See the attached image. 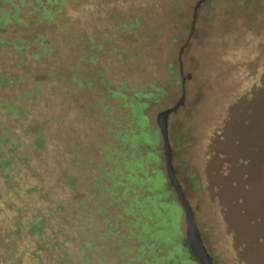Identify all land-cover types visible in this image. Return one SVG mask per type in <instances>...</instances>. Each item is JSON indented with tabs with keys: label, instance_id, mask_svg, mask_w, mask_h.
I'll return each instance as SVG.
<instances>
[{
	"label": "rangeland",
	"instance_id": "obj_1",
	"mask_svg": "<svg viewBox=\"0 0 264 264\" xmlns=\"http://www.w3.org/2000/svg\"><path fill=\"white\" fill-rule=\"evenodd\" d=\"M196 1L79 0L63 8L60 19L50 21V28L46 20L38 25L39 33L51 43L48 58L32 61L31 54L38 48L29 45L21 54L25 62L21 66L15 52L5 45L0 50V73L25 81L17 88L10 86L11 80L0 87V98L8 104L21 90L26 92L14 104L24 106L27 121H7L11 141L19 136L22 149L31 151L32 140L25 130L35 119V131L43 140L39 157L52 169L50 179L58 185L67 174L74 178L72 195L66 194L65 187L56 195L63 204L59 215L65 217L71 237L67 250L72 264L77 260L81 264H184L180 257L187 245L178 208L167 206L166 229L153 221L154 228L147 230L145 226L151 224L146 218L142 225H134L137 214L129 211L128 203L138 195L141 204L150 185L131 192L134 185L129 181L120 178L121 184H115L120 173H127L124 168L131 159L122 153L131 150L132 141L125 143L115 136L128 122L130 111L127 99H113L102 87L114 90L121 84L126 87L122 93L130 98L154 83L161 92L143 100L149 102L143 114L157 138L155 116L177 101L181 77L184 100L167 119V135L170 148L176 147L171 164L183 175L184 180H177L202 244L212 264H264V0H247L255 4L250 10L251 28L239 23L235 13L228 18L214 15L223 8L221 0H204L192 25ZM1 9L13 12L8 2L0 3ZM28 11L20 7L24 24L5 25L0 37L22 38L18 29L36 21ZM135 20L138 28L124 33L121 25ZM90 36L93 45H100L96 51L87 46ZM180 48L181 76L176 62ZM90 54L97 57L94 63L88 60ZM35 89V95H27ZM156 146L157 164L143 161L147 177L151 168L161 176L164 172L160 144ZM187 173L191 179L185 177ZM162 184L157 180L156 190ZM163 187L169 191L164 200L174 202V194L165 183ZM141 205L137 211H142ZM10 214L4 210L0 214V230ZM167 229L164 240L159 235Z\"/></svg>",
	"mask_w": 264,
	"mask_h": 264
},
{
	"label": "trees",
	"instance_id": "obj_2",
	"mask_svg": "<svg viewBox=\"0 0 264 264\" xmlns=\"http://www.w3.org/2000/svg\"><path fill=\"white\" fill-rule=\"evenodd\" d=\"M13 1L0 0V3L8 2L13 9L12 13L8 9H1L0 28H3L7 24L18 26L24 24L25 18H21L18 13L19 8L22 6L29 9L27 15H34L36 21L30 27L26 25L18 29L22 38L17 37L12 40H5L0 37V50L5 45L7 51L15 52L21 58L19 63L21 66L25 65L21 54L28 49L29 45L37 47L39 51L36 50L31 54L32 61L39 62L42 59L48 58L52 54L51 43L49 39L46 41L42 33H39L38 25L41 24L42 20H46L45 26L50 28V21L60 19L59 16L63 8H67L69 4H76L79 0H18L17 4H13ZM221 1L223 2V8H217L214 15L218 17L221 13V17L228 18L235 13L240 18L239 23L249 24V28L253 26L250 10L255 4L248 3L247 0ZM208 5L211 6L210 3ZM209 15L212 16L211 13ZM136 28H138L136 20L132 24L121 25L124 33L133 31ZM187 38L190 40V33H188ZM26 39H28L27 43H25ZM93 39L94 37L92 36L86 38L87 46L89 45L90 50L96 51L100 48V45H93ZM154 48H157V45ZM110 51L115 52L114 48ZM96 59L95 55L90 54L88 56L90 63H94ZM176 62L178 64L177 59ZM34 73L46 74V70H35ZM9 80H11L10 86L12 88H17L18 85L25 82L21 77L12 79L8 77V74L0 73V87L8 85ZM78 84L81 85L80 82ZM102 87L113 99H121L123 101L127 99L125 106L130 111L128 122L117 130L115 136L117 139L124 140L125 143L128 140L132 141L130 144L131 150L127 149L122 153H128L131 159L126 163L124 168L127 173L125 175H121L120 173L119 178H116L115 184H121L120 178L124 181H129L134 185V188L129 189L131 192H136L143 185L145 187L150 185V187L146 188L149 193L143 198L142 205L138 201L140 198L138 195L128 203L129 211L134 209L135 214H137L134 225L137 223L142 225V219L146 218L151 224L149 226L144 225L147 230L154 228L153 221L166 229L165 226H169V224H165V217L168 215L166 211L169 210L167 206L170 204H174L177 208L178 206L175 200L174 202H166L164 200L169 194V191L165 190L166 187H163L165 183L164 176H161L155 168H151L152 175L147 177V168H145L144 163L154 162V164H157L160 157L158 156L159 150H156L155 147H157V143L160 144V141L158 132L157 138L153 137L148 128L143 109L149 102L143 100H150L161 91L155 87L154 83H150L148 84V89L134 93L132 97L127 98L122 93L126 87H123L121 84L114 90H110L108 88L109 85H102ZM35 93H37L36 89L31 92L29 91L27 95L33 96ZM25 95L26 92L21 90L18 96L10 99L12 101L10 104L0 98V214L3 213V210L12 213V215L10 214V216L4 218L5 225H7L0 230V264H72L69 261L72 253L67 250V244H70L71 237L67 233L65 217H60L59 215L63 210V204L58 199L59 196L56 197V195H58L61 187L67 188L69 191L66 193L67 195H72L70 187L73 184L74 178L67 174L65 177L60 178L61 181L58 185L55 183V179H50L52 169L48 168L46 159L42 160L39 157V151L43 152V140L41 134L35 131L36 126H38L35 119L28 122V127L25 130L28 133V138L32 140L31 145L33 149L31 151H29V148L22 149L19 136L14 137L16 140L12 142L8 134L11 129L7 122L9 119H13V122L19 121L20 123L27 121L24 106H16L14 104V102H17ZM103 119H106V117ZM30 123L33 125L32 127L29 125ZM173 143L179 144L177 140L173 141ZM175 148H170L171 162ZM177 164L179 165V163ZM174 171L176 179L181 178V181L184 180L181 173L176 170ZM47 172L48 175L46 174ZM113 173H116V170ZM107 174L111 175V173ZM185 177L187 179L192 178L188 173L185 174ZM157 180H161L163 183L162 187L158 188L160 191L156 190ZM124 186V191H126L128 185L124 184ZM158 198L160 200H157ZM154 202L157 203V206H154ZM140 205L143 209L142 211H137ZM1 220L3 222V218ZM167 232L168 229L166 232H162L163 234L159 235V237L166 240ZM181 247L183 248L182 245ZM187 255L186 249H183L180 259L184 264H193ZM72 258L74 259V256ZM73 264L81 263L80 260H77Z\"/></svg>",
	"mask_w": 264,
	"mask_h": 264
},
{
	"label": "water",
	"instance_id": "obj_3",
	"mask_svg": "<svg viewBox=\"0 0 264 264\" xmlns=\"http://www.w3.org/2000/svg\"><path fill=\"white\" fill-rule=\"evenodd\" d=\"M204 0H197L192 8L191 13V24H194L196 10L199 8L201 3ZM182 48L178 52V73L179 76L182 74L180 54ZM180 85V96L176 102L172 104L171 107L164 109L158 112L155 116V126L157 128L158 137L160 141V150L162 154V159L164 162V172L163 176L167 188L174 194V200L183 214V223H184V242L187 245V257L189 260H192L194 263L199 264H212L211 257L206 252L202 244L201 236L196 228L195 222L193 220L192 210L183 194V191L175 177V171L171 164V149L169 146L168 136H167V119L169 115L173 114L182 104L184 100V87H183V78L181 77Z\"/></svg>",
	"mask_w": 264,
	"mask_h": 264
},
{
	"label": "flooded vegetation",
	"instance_id": "obj_4",
	"mask_svg": "<svg viewBox=\"0 0 264 264\" xmlns=\"http://www.w3.org/2000/svg\"><path fill=\"white\" fill-rule=\"evenodd\" d=\"M192 261V260H191ZM194 263V262H193Z\"/></svg>",
	"mask_w": 264,
	"mask_h": 264
}]
</instances>
